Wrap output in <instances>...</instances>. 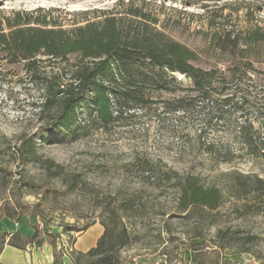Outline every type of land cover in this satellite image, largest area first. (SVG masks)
<instances>
[{"label":"rangeland","instance_id":"1","mask_svg":"<svg viewBox=\"0 0 264 264\" xmlns=\"http://www.w3.org/2000/svg\"><path fill=\"white\" fill-rule=\"evenodd\" d=\"M127 1L140 0H0V9H54L57 20L69 26ZM144 1L164 31L197 51L198 64L207 68L229 66L227 54L212 48L214 34L264 27V0ZM253 67L248 75L264 84V63ZM39 93L20 64L0 60V214L11 209L17 217L35 210L37 218L22 216L21 225L41 219L48 231L60 233L58 246L69 250L68 237L76 239L81 233H64L61 228L92 225L107 203L124 201L133 206L126 224L134 240L121 251V264H264V206L259 214L249 212L243 208L244 199L227 192L233 172L264 178V159L244 156L218 163L205 152L209 143H228L236 150L232 125L214 124L213 119L208 126L195 114L166 113L161 102L173 96L156 92L152 99L157 103L123 113L106 129H92L74 140L40 142L38 132L44 124L34 108ZM249 116L253 128L264 131L255 114ZM200 130L204 134L198 137ZM22 137L37 141L39 160L22 163L16 155ZM174 173L197 175L204 185L220 187V206L213 211H181ZM217 229L234 236L230 247H215ZM247 236L253 241L245 251L237 246L241 240L236 241Z\"/></svg>","mask_w":264,"mask_h":264},{"label":"trees","instance_id":"2","mask_svg":"<svg viewBox=\"0 0 264 264\" xmlns=\"http://www.w3.org/2000/svg\"><path fill=\"white\" fill-rule=\"evenodd\" d=\"M147 5L144 0L117 2L69 26L57 20L54 9H0V60L12 66L20 64L23 75L40 91L34 105L38 120L44 124L38 132L40 142L74 140L92 129H106L123 113L157 103L152 93L165 92L173 99L161 102L164 112L195 114L208 126L213 119L214 124L233 126L236 150L228 143L204 145L216 162L228 163L244 156L264 159V131L254 129L249 116L254 113V119L264 126V84H257L248 75L255 70L253 64L264 63V27L214 34L212 48L227 54L229 66L207 68L198 64L197 51L164 31L161 20ZM203 134L200 130L198 137ZM36 143L31 137L19 140L15 153L22 157V163L39 160ZM173 176L181 211H213L220 206V187L204 185L197 175ZM230 177V197L244 199L243 208L259 214L264 206V178L238 172ZM249 200L256 203L249 205ZM105 206L98 219L102 233L86 251L74 249L75 238L71 236L69 250L59 247L60 233L48 231L41 219L29 223L34 229L30 237H22L18 231L0 232V249L4 243L24 249L46 237L51 264H65L64 256L70 264H121V251L134 240L126 224L133 206L124 201ZM30 215L37 218L30 209L17 217L7 209L0 217L18 222ZM89 226L86 223L61 231L82 233ZM214 237L219 250L230 247L234 238L222 229H217ZM240 240L237 246L248 251L246 245L253 237L236 242Z\"/></svg>","mask_w":264,"mask_h":264},{"label":"crops","instance_id":"3","mask_svg":"<svg viewBox=\"0 0 264 264\" xmlns=\"http://www.w3.org/2000/svg\"><path fill=\"white\" fill-rule=\"evenodd\" d=\"M7 217H0V232L11 234L18 231L22 237H30L34 229L28 224L21 225ZM102 226L96 222L90 225L85 231L78 235L74 241L73 248L79 251H86L95 245L97 238L102 233ZM68 264L70 261L66 258ZM51 246L47 243L46 237L40 244L30 243L24 249H19L6 243L0 249V264H51ZM65 264H67L64 261Z\"/></svg>","mask_w":264,"mask_h":264}]
</instances>
